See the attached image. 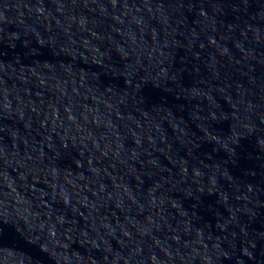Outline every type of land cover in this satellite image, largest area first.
<instances>
[{
  "label": "water",
  "instance_id": "95a60500",
  "mask_svg": "<svg viewBox=\"0 0 264 264\" xmlns=\"http://www.w3.org/2000/svg\"><path fill=\"white\" fill-rule=\"evenodd\" d=\"M0 264H264V0H0Z\"/></svg>",
  "mask_w": 264,
  "mask_h": 264
}]
</instances>
